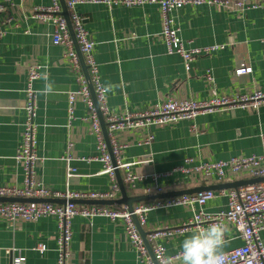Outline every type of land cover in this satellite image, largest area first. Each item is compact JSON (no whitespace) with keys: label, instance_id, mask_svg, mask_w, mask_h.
Returning a JSON list of instances; mask_svg holds the SVG:
<instances>
[{"label":"crops","instance_id":"0c3cea01","mask_svg":"<svg viewBox=\"0 0 264 264\" xmlns=\"http://www.w3.org/2000/svg\"><path fill=\"white\" fill-rule=\"evenodd\" d=\"M228 1L227 6L188 5L170 13L172 25L178 30L185 49L221 47L195 58L188 72L179 55L167 52L157 5L76 4L69 16L75 14L83 19L94 43L93 56L102 86L107 83L117 85L115 94H105L109 113L123 116L154 111L166 100L206 101L215 96L236 98L255 91L264 94L263 12L253 7L259 0H244L241 7L234 5L236 0ZM0 5L5 8L0 13V24L5 30L0 38V187L24 188V170L14 158L26 120L24 103L28 69L37 64L41 68L39 78L32 83L33 122L36 126L35 153L42 161L35 164L34 180L59 192L67 189L94 193L109 191L112 180L102 173L103 163L98 161L101 153L97 149L96 136L85 120L86 109L79 97L73 103L74 120L68 126V92L77 89V81L64 57V48L52 44L54 24L32 18L35 8L50 7L52 0H13L11 5L0 0ZM242 67L249 68V72L236 74ZM206 73L211 75V81L206 80ZM45 76L54 89L47 97L40 94ZM147 133L153 136L150 144L138 145L136 142ZM114 135L119 144L126 146L121 154L122 162L131 163L146 155L152 160L149 164L131 168L135 175L146 179L138 181L135 190H129L124 184L128 196L151 195L144 194V188L154 184L152 174H168L158 181L163 186L182 180V186L166 189V192L229 184L246 179L196 185L189 177L174 171L184 165L186 159L192 160L191 165H197L260 155L264 137V103L256 109L216 111L170 126L150 127L147 131L126 129ZM66 154L72 157L70 166L75 169L70 179L66 176V162L62 159ZM79 158L97 160L86 162ZM119 173L123 180V172ZM219 191L222 190L213 191L216 196L206 202L204 211L215 213L226 209L227 199L218 195ZM119 198L118 190L113 200ZM52 204L62 205L64 202L53 199ZM192 216L193 212L185 207L156 210L147 215L141 228L147 233L177 226L188 222ZM192 232L159 239L158 242L164 246L166 255L172 256L181 251L182 241ZM57 236V221L53 217L35 222L18 221L14 226L0 217V264H11L12 258L17 256L25 259L23 264H56ZM261 237L264 240V232ZM226 240L228 243L223 252L242 245L231 229ZM37 244L44 245L46 250L43 253L35 251ZM68 264L142 263L127 238L122 220L95 217L90 226L77 217L71 222ZM172 264H182V261L177 259Z\"/></svg>","mask_w":264,"mask_h":264},{"label":"built area","instance_id":"2783aa9c","mask_svg":"<svg viewBox=\"0 0 264 264\" xmlns=\"http://www.w3.org/2000/svg\"><path fill=\"white\" fill-rule=\"evenodd\" d=\"M9 5L13 0H5ZM122 3L126 6H136L144 4L157 5L160 10L162 31L161 36L167 47L169 54L179 55L183 61L186 71L190 69V63L201 55H207L221 49L219 46L206 47L202 49H185L184 43L178 36V30L173 27L170 13L188 5H215L227 6L228 0H66L65 5L70 12L79 3ZM244 0H236L234 5L243 6ZM263 12L264 20V0H259L253 5ZM5 8L0 5V13ZM32 18L41 22H52L54 32L52 44L64 48V57L69 63L70 69L76 74L77 89L68 92V126L74 120L73 103L79 97L83 103L87 120L96 136L97 149L101 153L98 161L103 163V174L108 175L112 180L109 191L103 193L75 192L65 190L59 192L45 188L41 183L34 180V167L38 161H42L35 153V132L36 126L33 122L35 102L32 83L39 78L40 66L35 64L29 67L27 84L25 89L26 99L24 110L26 120L22 132L21 144L15 155V161L24 170V188L0 187V198H21V199H62L64 204L53 205L50 203H0V217L14 226L18 221L35 222L40 218L53 217L57 221V261L56 264H68L69 246L71 240V222L80 217L90 226L95 217H105L112 221L122 220L125 223L127 238L137 252L138 259L142 264H154L148 255V251L133 221L137 219L140 227L146 223L147 215L156 210H169L173 207H185L193 212L192 218L177 226H166L160 229L147 232L146 240L150 245L153 256L157 264H172L180 259L179 253L167 256L165 248L158 242L159 239H168L176 235L192 232L198 227H207L210 223L220 222L226 224L233 230L237 238L241 239L242 245L224 252L226 259L224 264H264V240L261 237L264 232V181L240 186L230 189L227 192L219 191L218 195L227 199L226 209L215 213L203 210L207 201L213 199L216 193L213 191H203L192 195L141 202L133 205L132 211L126 208L115 209L109 206H79L76 201H110L114 199L115 193L119 190L115 182V171L123 172V184L129 190H135L138 181L145 180L146 177L135 175L131 168L135 165L151 163L150 155L131 163L122 162L121 154L125 149L124 144H119L114 133L126 129L137 128L138 130H148L150 127H164L176 124L184 120H192L198 115L208 114L216 111H223L236 108L256 109L264 103V94L255 91L250 94L241 95L236 98L215 96L206 101H184L176 102L166 100L156 110L143 113L127 114L115 116L109 113L105 104V93L98 75V67L93 56L94 43L88 31L84 27L83 19L75 14L69 16L74 32V38L78 45L83 62L87 67L88 77L93 88L95 100L99 106V111L103 117L111 146L114 166L111 163L107 147L101 133V126L95 109L87 81L82 72L81 64L77 52L74 48L67 24L61 15V8L58 0H52L50 7L35 8ZM3 24V23H2ZM5 30L0 24V38L4 36ZM249 68H240L236 74L240 75L249 72ZM207 81H211V75L205 74ZM153 136L149 133L143 139L136 142L140 146H148ZM62 159L66 162V176L68 179L74 176L75 169L70 166L73 161L68 154ZM80 161L90 162L96 158H79ZM192 160L186 159L185 164L177 167L174 172H178L189 177L196 185H207L213 181L222 183L225 181L239 179H255L264 177V137H262V152L260 155L249 157H233L227 161L205 162L191 165ZM168 174H152L151 179L154 184L144 188V194H161L166 189L182 186L183 182L175 181L173 184L163 186L158 183L159 179ZM165 187V188H164ZM198 208V210H196ZM34 250L43 253L46 248L42 244H37ZM24 258L17 256L12 258L11 264H23Z\"/></svg>","mask_w":264,"mask_h":264},{"label":"water","instance_id":"95a60500","mask_svg":"<svg viewBox=\"0 0 264 264\" xmlns=\"http://www.w3.org/2000/svg\"><path fill=\"white\" fill-rule=\"evenodd\" d=\"M65 1L66 0H59L60 6H61V15L63 16V18L66 21L71 39H72L73 44H74V48H75L77 55L79 57L82 72L85 76L89 90L91 92L92 99L94 101V105H95V109H96L97 116L99 119V123L101 126V132H102V135L104 138V142L106 144L107 151H108V154H109L110 159H111V163L114 166V157L112 156V151H111V146L109 144L106 125H105L103 117L99 111V106L95 100L93 88H92V85L90 83V79H89L88 73H87V67L85 66V64L83 62L82 56H81L79 49H78V45H77L75 38H74V32H73L71 22L69 19V11L66 8ZM115 177H116L118 188L120 191V198L119 199L110 200V201H98V200H89V201H85V202L76 201V204L83 203V204L89 205V206H92V205H96V206H124L128 212H131L132 211V205L135 203L151 201V200H162V199L180 197V196H185V195H192V194H196V193L203 192V191H209V190L210 191H216V190L235 189V188H238L240 186H244V185H248V184H255V183H259V182L264 181V177H263V178H255V179H248V180H239V181H235L233 183L223 184V185L200 186V187H195L192 189L169 191V192H165V193H161V194H151V195H142V196H128L118 170L115 171ZM6 202L7 203L18 202V203H50V204H52L53 199L40 200V199H21V198H0V203H6ZM133 221H134V223L137 227V230H138V232H139V234H140V236L144 242V245L147 248V251H148V254H149L151 260L154 262V264H157V262L154 259L150 245L146 240L147 233L145 231H143V229L140 227V225L138 224L137 219L135 217H133Z\"/></svg>","mask_w":264,"mask_h":264},{"label":"clouds","instance_id":"9594fccd","mask_svg":"<svg viewBox=\"0 0 264 264\" xmlns=\"http://www.w3.org/2000/svg\"><path fill=\"white\" fill-rule=\"evenodd\" d=\"M41 95L47 97L53 94V85L47 82ZM117 85L107 83L102 86L105 94L111 92L115 94ZM230 232L229 227L220 222L210 223L207 227L196 228L191 235L187 236L181 243L179 253L182 264H224L226 256L223 252L224 246L228 241L226 234Z\"/></svg>","mask_w":264,"mask_h":264},{"label":"trees","instance_id":"16d2710c","mask_svg":"<svg viewBox=\"0 0 264 264\" xmlns=\"http://www.w3.org/2000/svg\"><path fill=\"white\" fill-rule=\"evenodd\" d=\"M113 208L118 209L119 207H118V206H115V207H113Z\"/></svg>","mask_w":264,"mask_h":264}]
</instances>
